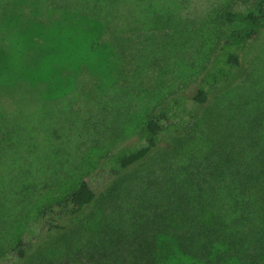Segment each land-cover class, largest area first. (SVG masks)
Masks as SVG:
<instances>
[{"label":"trees","instance_id":"1","mask_svg":"<svg viewBox=\"0 0 264 264\" xmlns=\"http://www.w3.org/2000/svg\"><path fill=\"white\" fill-rule=\"evenodd\" d=\"M29 1L0 0V264H264V0H48L141 34L55 104L6 63Z\"/></svg>","mask_w":264,"mask_h":264},{"label":"rangeland","instance_id":"2","mask_svg":"<svg viewBox=\"0 0 264 264\" xmlns=\"http://www.w3.org/2000/svg\"><path fill=\"white\" fill-rule=\"evenodd\" d=\"M227 1L190 0L188 11L190 16H201L208 6ZM23 11L26 19L18 22L17 18L15 29L7 35L6 63L17 66L20 59L26 61V81L37 85L51 104L70 97L75 92H71L74 82V89L80 94L97 93L111 82L116 70L120 71L136 57L140 47L139 31L120 36L105 34L98 23L54 10L48 0H30ZM18 23L24 24L20 27ZM77 108L72 102L71 110L76 112ZM181 262L188 264L186 259Z\"/></svg>","mask_w":264,"mask_h":264}]
</instances>
